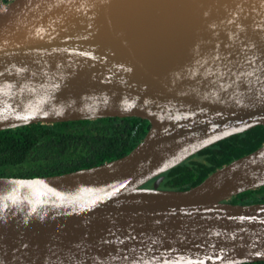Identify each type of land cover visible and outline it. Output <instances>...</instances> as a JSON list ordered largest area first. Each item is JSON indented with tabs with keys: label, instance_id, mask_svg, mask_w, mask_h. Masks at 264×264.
Listing matches in <instances>:
<instances>
[{
	"label": "water",
	"instance_id": "1",
	"mask_svg": "<svg viewBox=\"0 0 264 264\" xmlns=\"http://www.w3.org/2000/svg\"><path fill=\"white\" fill-rule=\"evenodd\" d=\"M144 118L126 153L70 171L0 175V264L264 260V141L186 189L161 176L264 125V0H11L0 10V129Z\"/></svg>",
	"mask_w": 264,
	"mask_h": 264
},
{
	"label": "trees",
	"instance_id": "2",
	"mask_svg": "<svg viewBox=\"0 0 264 264\" xmlns=\"http://www.w3.org/2000/svg\"><path fill=\"white\" fill-rule=\"evenodd\" d=\"M148 127L136 116H104L0 129V175H48L87 167L129 151ZM264 141V125L256 124L204 146L180 162L151 177L161 176L158 187L186 189L213 169L245 154ZM231 203L264 201V183L240 191L227 199ZM235 264H264V260Z\"/></svg>",
	"mask_w": 264,
	"mask_h": 264
},
{
	"label": "built area",
	"instance_id": "3",
	"mask_svg": "<svg viewBox=\"0 0 264 264\" xmlns=\"http://www.w3.org/2000/svg\"><path fill=\"white\" fill-rule=\"evenodd\" d=\"M11 0H0V10L4 9Z\"/></svg>",
	"mask_w": 264,
	"mask_h": 264
}]
</instances>
